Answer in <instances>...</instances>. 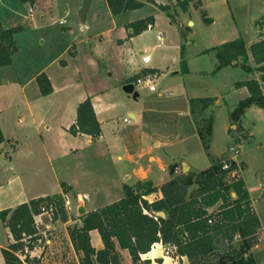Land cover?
Returning <instances> with one entry per match:
<instances>
[{"label": "rangeland", "instance_id": "rangeland-1", "mask_svg": "<svg viewBox=\"0 0 264 264\" xmlns=\"http://www.w3.org/2000/svg\"><path fill=\"white\" fill-rule=\"evenodd\" d=\"M263 1L229 0L231 7L230 16L232 18V13L235 15L241 36L246 34V26L251 22L253 16L260 11L259 9H263ZM82 4L83 0H0V17L3 25L5 27L23 26L15 34L18 52L14 56L13 65L0 66V121L5 133L10 138H17L19 144L22 143V139L24 140L26 134L31 136L34 134V132H31V128L18 126V113L23 108L26 98L36 104L39 103L43 107V110L37 113V117L41 116V118H47L58 123L64 116L65 108L73 104L81 95L104 90V93L106 92L107 94H102L104 96L101 99L111 109L110 115L113 117L114 126L116 125L121 130H127L132 125L124 121V117L133 120L128 115V111L135 109V107L144 110L147 114L146 117L154 120H158L160 117L159 119L161 120L159 121H162L166 116L169 118L170 116L167 113L172 109V100L175 98V95L172 96L169 92L173 91L176 95L178 94L177 96L183 95V86L187 88H191L190 85L192 84L197 86L200 90L196 91L200 95L210 97L220 95L223 105L217 106L215 111L217 120L218 117L219 120L226 118L231 106L247 97V91L242 90L239 92L236 90V83L248 78V73L240 65L230 64L228 65L229 67L225 66L226 68L219 72L215 69L217 66L212 65V68L215 67L213 69L214 72L209 73V75L183 77L181 74L174 73L173 64L170 61L162 63L163 68L157 73L156 91H152L142 84H136L139 99L135 100L131 94L123 89L125 66L120 61V49L117 41L121 34L120 27L123 26V22L127 18L131 17V14L113 16L106 0H93L88 12V24L84 25L81 23L79 16V9ZM31 8L33 9L32 14H30ZM221 9L218 7L217 9H210L208 12L211 16H214L217 13L216 11ZM61 19L65 20L64 24L60 23ZM228 21V19L219 16V19L214 24H204L202 27H198L196 39H198L199 44L196 45L195 49L212 45V43H216L215 41L222 37L233 38V34L229 32ZM166 22V19H162V26H166ZM176 30L177 28L175 27L174 31ZM173 34V30H168L167 41L170 43H173ZM137 40L139 42L134 43L136 47L143 45L158 46L156 44L159 42L156 30L147 33L145 37L137 38ZM93 49L95 52H93ZM161 50L162 47L156 49L153 53L155 58L158 55L159 58L164 59L160 54ZM169 50L170 53H174V45L167 48L166 54H168ZM98 54L102 56L101 60L95 58ZM207 56L203 58H208ZM210 56L215 58H212L214 64L216 62L218 64L219 61L214 52ZM93 57L97 60L93 59ZM95 61H97L96 65ZM250 62L253 67L257 66L253 58H251ZM166 65H169V67ZM44 71L52 77L53 83L58 88L54 95H40V87L35 76ZM131 74L128 80L137 83L138 73ZM143 74H140V76ZM217 91L220 92L216 93ZM158 92H162L163 96L161 98ZM152 105L156 106L159 113L148 114V108L152 107ZM228 106L229 108L227 109ZM173 108H178V106ZM257 109H260L261 113L256 111ZM177 113L180 114L179 109H177ZM213 113L214 109L208 108L203 116H198V121L202 117L213 118ZM242 118L236 123L231 118V125H233L230 128L231 138H224L221 133V124L218 125L216 132L217 154L221 155L214 157L212 161L229 160L230 155H232L231 147L239 146L240 154L235 159L230 160L238 165V178L244 177V171L247 167L245 161L242 160L243 156L250 165L245 176L258 203V211L263 222L262 236L261 233L259 234L260 229H258L256 237L261 239H256V242L249 249L243 248L241 236L232 242L219 238L216 249L213 251L214 254L208 256L205 261L206 264L209 263V260H215L218 256H225L232 260V258H240L246 253L250 254L249 264H264V187L260 186V183H264V109L254 105L244 119L246 126L250 125L253 127L254 136H251L249 129L242 125ZM163 130L164 132H169L165 125ZM41 132L46 133L44 127H42ZM38 135L40 136V134ZM35 141L38 140L35 139ZM37 145L33 155L26 156L20 153L14 158V169L27 184L35 181L39 183L41 189L55 191L57 189L55 165L62 163L72 165V168L66 171L69 173L67 175L77 181V185L81 187L79 189H82V192L90 189L84 192V197L82 195L78 196L77 191L73 193L67 192L68 194L64 195V199H71V205L65 209L68 219H70L69 224L72 225L79 222L78 207L80 204L84 203L86 206L88 204L89 207H94L105 201L103 200L105 199L103 198V190L100 188L94 190L96 194L97 191L99 193L97 195V204L91 205L89 202L92 199V197H89L91 194L86 193L93 191L90 187L100 184L95 178L99 177L100 179L106 173H110L114 168L112 165L106 167L104 161H93L86 157L84 158L83 151L75 157H61L58 155L52 161L45 149L39 143ZM81 146L86 148L84 142L81 143ZM166 149L174 155L179 154L182 150L178 147H167ZM209 149H206L208 153ZM161 151L163 153V149ZM208 157L203 151L195 154L199 165L205 163ZM58 173L60 174V171ZM183 173L186 172L180 166L177 177H180ZM35 177L36 179H34ZM227 180H230V178L228 177ZM116 191L113 190V192ZM151 196L150 198H153ZM43 205L47 208L53 207V210L50 209L49 213L43 215L44 218L64 220L59 203L56 202V205H51L44 202ZM43 224L39 221L41 228L44 226ZM50 229L54 231L53 235L55 236L60 233L54 227ZM1 234L2 227L0 226ZM47 236L52 237L48 233ZM64 238L66 239V237ZM42 244L44 248L41 249L40 254H44V251H49L50 253L51 250L48 248L49 243H46V238L43 239ZM119 251L123 261L127 264H132L128 250L119 248ZM32 256L38 255L34 252ZM62 260L66 262L65 264H79L80 261L79 258V261L77 260L75 255L69 257L67 253L62 254ZM197 262L199 261L197 260ZM190 264L197 263L194 261L190 262ZM198 264H201V262Z\"/></svg>", "mask_w": 264, "mask_h": 264}, {"label": "crops", "instance_id": "crops-1", "mask_svg": "<svg viewBox=\"0 0 264 264\" xmlns=\"http://www.w3.org/2000/svg\"><path fill=\"white\" fill-rule=\"evenodd\" d=\"M155 1L160 4L172 5V12L175 16L176 21H172L169 16H167L163 11H160L155 5L151 3H147L141 8L128 10L118 15H113L111 13L113 16H119L121 14L128 13L131 14V17L127 18L123 22V26L120 27L121 34L117 39L118 47L120 49V61L125 66L123 72V85L125 83H128V77L131 73H133L131 75L138 73L139 76L142 73L145 74L148 72L159 73L163 68L162 63H167L170 61L173 64L172 67L174 73L181 74L183 75V77L209 75V73L214 72L213 69L216 66L217 67L215 69L217 70V72H219L226 68L228 65H225L226 67L222 66L218 68L219 62L218 64L217 62L214 64L213 59L215 58L210 55L214 52L217 57L216 47L226 41L233 40L238 37H242L245 40L247 47H250L254 42L260 39L261 33L264 34V19L262 18L264 16V1L262 4L263 9H259L260 11H258V13L253 16L251 22L246 26V34L242 36L239 32L240 29L238 28V25L236 23L235 15L232 13V18L230 16L231 7L229 5V0H190L186 4V7L184 9L179 4H177L178 0ZM218 7L222 9L217 10V13L214 14V16H211L208 11L210 9H217ZM150 15L155 16V23L143 32L134 34L133 29L128 27L129 23L146 18ZM203 15H206V17L211 20L207 22L204 19ZM219 16H222L223 18L229 20V32L233 34V38L222 37L215 41L216 43H212V45L210 44L205 48L201 47L200 49H195L196 45L199 44L198 39H196L197 28L202 27L204 24H214L219 19ZM162 19L167 20L166 26H162ZM87 24L88 21L85 25ZM175 27L177 28L176 31H174ZM155 30L157 39L158 35L160 33H163L162 38L158 39L159 42L158 44H156L158 46H135L134 43L139 42L137 38L145 37L147 33L153 32ZM168 30H173V43L167 41ZM173 45L175 47L174 53H170L169 50L168 54H166L167 48ZM159 47H162L160 54L164 57V59L159 58L158 55L155 58L153 55V53ZM182 48H184V55L187 62L188 70L186 72H183L181 70ZM93 52H95L94 49ZM142 53L149 56V62L146 63L142 60ZM166 55L167 57L165 58ZM206 55H208V58H203ZM95 58L101 60L102 56L98 54L97 56H95ZM95 58L93 57V59ZM65 62L68 63L67 60H65ZM96 62L97 61H95V65L97 64ZM13 63L10 65H13ZM212 65H215V67L212 68ZM166 66L169 67V65ZM247 73L248 78L258 77V73L256 71ZM38 75H36L35 78ZM47 75L52 82L53 92L48 95H43L40 92V95L42 96L54 95L58 89L57 86H55V84L53 83L52 77L49 74ZM192 83H194V81H192ZM190 87L191 88H187L186 86H183V95L180 94V96H177L178 94L176 95L173 91L169 92L170 95H175V98H173L172 100V109L167 113V115L170 117L168 118L166 116L162 119V121H159L161 120L159 119L160 117L158 118V120L146 117L147 114L142 109H138L136 107L135 109H130L128 111V115L131 116L133 120L128 117H124V121L129 122L132 125V127L128 128L127 130H121L116 125L114 126L112 121L113 117H111L110 115L111 109L109 108V105L101 99L102 96L107 94L106 92L104 93V90L98 91L96 93H84L83 95H81L73 104H70V106L65 108L64 116L58 123L47 118H41V116L37 117V113L43 110V107H41L39 103L36 104L35 102H32L31 100L26 98L23 108L18 113V126L31 128V132H34L32 136L30 134H24V140L22 139V143L19 144L17 138H10L5 133L0 121V128L5 138V140L0 143V212L3 209L15 208L17 205L24 202H29L34 198L54 195L56 193H63L62 183H65L67 185V187L69 188L68 192L73 193L77 191L78 196L82 195L84 197V192L90 190L87 189V191L82 192V189H79L81 187L77 185V181L67 175L69 173L66 171L70 170V168H72V165L62 163H58L57 165H55L57 187L55 191H46L44 189H41L39 183L35 181L31 182V184H27V182L24 181L15 171L14 158L20 153H23L26 156L33 155L38 146L37 143H39V145H41L45 149L47 155L51 158L52 161L58 155L61 157H75L77 154L83 151L84 158L86 157L87 159H91L93 161L101 160L102 162H105L104 164H106V167L110 165L114 167L110 173H106L100 179L99 177H96L95 180H97V182H100V184L96 185V188L90 187L93 191L86 193L89 195L91 194L89 196L92 197V199L89 200L91 205L97 204L98 202L97 195H99V193L97 191L96 194V192L94 191L95 189H102L104 194L103 198H105L103 199L105 201H103L102 204L99 202L100 204L94 207H89V205L85 201L87 204V206H85L87 207L88 211L97 209L103 205L122 198L124 196L123 185L126 183L134 184L137 180L140 179H150L153 181V184L155 186L159 187L177 176L180 166L183 170L184 163L189 166L188 171L191 172H199L209 168L214 163L212 159L216 156L221 155L217 154V127L219 124H221L222 136L226 139L231 138L230 128L231 126H233L231 125V110H233L237 104L234 103L231 106L226 118L219 120L218 117L217 120L215 111L217 110V106L223 105V103L220 99V95L211 96L214 99V103L209 108H213L214 113L211 143L208 153L203 146L201 137L198 133L197 123L194 119L193 113L191 112L190 99L210 96L200 95L199 93H197L196 90H200V88L198 89V87L194 86L193 84L190 85ZM236 90H238L239 92L242 90L247 91L249 95V90L246 86L236 87ZM218 92L220 91H217L216 93ZM158 93L159 97L161 98L163 96L162 92ZM87 97H90L92 99L94 109L102 127V133L97 138H93L91 135L85 133L73 134L70 131V126L76 121L77 118L78 105ZM138 99L139 96L135 100ZM174 106H178V108H173ZM253 106L249 107L246 110L242 118V125L246 129H249V133L251 136H254L253 127L248 124L247 125L249 127L246 126V123H244V119L246 118L250 109L253 108ZM228 108L229 106L227 107V109ZM177 109L180 110V114L177 113ZM148 111V114L151 115L159 113V110H157L155 105H152V107L148 108ZM256 111L261 113L260 109H257ZM126 118H128V120H125ZM164 125L169 132H164ZM42 127H44L46 131L45 134L41 132ZM38 134H40L41 137ZM145 138H147V140H145ZM35 139H37L38 141H35ZM82 142L85 143L86 148H82ZM167 147H178L182 150L179 154L174 155L173 153L167 151ZM162 149L163 153L161 151ZM200 151H203L206 155L209 156L207 161L201 165L197 163V160L195 158L196 152ZM242 160H244L247 164L243 178L249 190L252 204L260 218L261 226L259 228V234L261 233L262 236L263 222L260 212L258 211V203L245 176L246 171L248 172L250 168V165L245 160L244 156ZM57 166H59V168H57ZM59 171L60 174L58 173ZM34 179H36V177ZM260 186L264 187V183H260ZM113 190L117 191L113 192ZM64 195H66V193H64ZM156 196H161V193L159 192L153 194L151 197L154 198ZM78 219L79 222H81V219ZM39 221L44 223V226L42 228L39 225ZM37 223L40 227V230L45 234L44 237L46 238V243H49L48 248L51 250L50 253L49 251H44V254H40V252L42 251L41 249L44 248V246H42L34 251L36 255L41 256V264H65L66 262L62 260V254L64 255V253H67L69 257L75 255L77 257V260L78 258H80V255L76 252L69 235L68 227L69 225H71L69 224L70 219L49 220L42 216L41 219L40 217H37ZM0 226L2 227V234L0 235V264H6L3 257L2 248L6 247L10 242H12L13 237L10 233L9 228L2 220L1 216ZM44 227L47 228L45 229ZM51 227H54V229L60 231V233L56 236L53 235L54 231H51ZM47 233L49 235H52V237L47 236ZM90 235L92 245L96 249H101L104 247L103 240L97 229L91 230ZM64 237H66V239ZM237 237L239 236H236V238ZM259 239L261 238L259 237ZM247 255L249 256L250 254ZM143 258H149L151 260L149 264H190V260H188L187 257L181 258L175 254L170 257L166 256L163 250V243L161 242H157L156 244H154L152 249L148 253L143 255ZM219 258L220 256H218V258H216L215 260H209V262H218Z\"/></svg>", "mask_w": 264, "mask_h": 264}, {"label": "trees", "instance_id": "trees-1", "mask_svg": "<svg viewBox=\"0 0 264 264\" xmlns=\"http://www.w3.org/2000/svg\"><path fill=\"white\" fill-rule=\"evenodd\" d=\"M106 1L113 15L151 3L172 21H176L170 4H160L155 0ZM189 1L178 0L177 4L184 9ZM203 17L206 21L211 20L206 15ZM154 23L155 16L150 15L129 23L128 27L133 29L134 34H139ZM22 28L21 25L5 27L0 17V66L13 63L18 52L15 34ZM260 36L250 47H247L242 37L216 47L218 68L235 64L246 72L258 73V77L236 83L237 87L246 86L249 95L241 99L233 109L231 118L235 123L240 121L252 105L264 109V34L261 33ZM251 58L256 62V67L251 65ZM181 70H188L184 48ZM36 80L43 95L53 92L52 82L45 72L40 73ZM213 103L212 97L190 99L191 112L207 150L211 143L213 118L202 117L198 121V116H203ZM70 131L73 134H89L93 138L101 135V123L90 97L79 103L77 118L70 126ZM4 140L0 128V143ZM224 160L214 162L209 168L199 172L189 171L180 177L175 176L159 187L150 179H140L134 184L126 183L123 185L122 198L80 215L81 222L68 227L73 246L80 255V264H94V257L99 264H127L123 261L119 248L128 250L132 264H149L151 260L143 258V255L157 242L173 245L177 256L187 257L190 262L195 261L197 264H206L205 261L213 254L219 238L232 242L236 236H241L243 248L249 249L259 239L256 236L261 226L260 218L252 204L245 180L238 177L227 180L228 172L238 169L237 163ZM225 162L229 163V168H224ZM62 186L63 193L41 196L15 208L1 210L0 216L13 237V241L2 248L6 264H41L40 255L32 256L35 250L43 246L45 238L36 216L41 213L44 202L50 204L56 200L63 212V219H68L64 193L69 188L65 183ZM159 192L161 196L150 198ZM159 211H163L165 215H160ZM93 229H97L101 235L104 243L101 249L92 245L90 231ZM228 259L230 258L221 256L218 262L211 261L207 264H249L251 258L243 254L240 258Z\"/></svg>", "mask_w": 264, "mask_h": 264}, {"label": "built area", "instance_id": "built-area-1", "mask_svg": "<svg viewBox=\"0 0 264 264\" xmlns=\"http://www.w3.org/2000/svg\"><path fill=\"white\" fill-rule=\"evenodd\" d=\"M30 14H32L33 12V9L31 8L30 9ZM60 23L64 24L65 23V20L64 19H61L60 20ZM163 36V33H160L158 35V39H161ZM142 60L144 62H149V56L142 53ZM156 76H157V73L156 72H148V73H145L141 76H139L137 78V83H134L135 85V89H136V84H142L143 86H146L148 87L150 90L154 91L156 90L157 86H156ZM125 120H128V118H126ZM231 152H232V155H230L229 157V160L230 159H235L239 154H240V148L239 146H232L231 147ZM226 161V159L224 160ZM224 168H229V163L225 162L224 164ZM237 173H238V170L237 169H233L231 171L228 172L227 174V178L229 177L230 180H233L235 178H237ZM51 205H56V200H54L52 203H50ZM64 205H65V209H67L70 205H71V199L70 198H66L64 199ZM53 210V207L51 206V208H47L45 205H42V211L41 213H39L37 216H36V221H37V217H41L46 214V213H49V210ZM210 222L212 221L211 219L209 220ZM163 250H164V253L166 256L170 257V256H173L174 254H176V249L173 245L171 244H163Z\"/></svg>", "mask_w": 264, "mask_h": 264}, {"label": "water", "instance_id": "water-1", "mask_svg": "<svg viewBox=\"0 0 264 264\" xmlns=\"http://www.w3.org/2000/svg\"><path fill=\"white\" fill-rule=\"evenodd\" d=\"M91 3H92V0H83V4H82L81 8L79 9V16L81 19V23L84 25L87 22V13H88V10L91 6ZM123 89L127 93L131 94L133 96V98H135V99L138 98L139 92L137 91V89H135V85L133 82L125 83L123 85ZM183 166H184L183 167L184 172H187L189 170V166L186 163H184ZM234 195H235V193H234ZM86 212H88V211H87V207L85 206V204L84 203L80 204V206L78 207V213L80 215H83ZM158 213L162 216L165 215V213L163 211H159ZM93 260H94V264H99L97 262V260L95 259V257L93 258Z\"/></svg>", "mask_w": 264, "mask_h": 264}]
</instances>
